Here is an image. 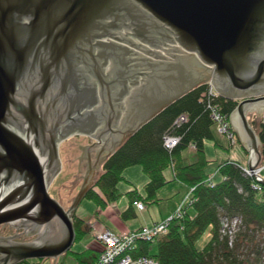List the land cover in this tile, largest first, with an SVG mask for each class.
Masks as SVG:
<instances>
[{
	"label": "water",
	"instance_id": "obj_1",
	"mask_svg": "<svg viewBox=\"0 0 264 264\" xmlns=\"http://www.w3.org/2000/svg\"><path fill=\"white\" fill-rule=\"evenodd\" d=\"M211 78L264 185V0H0V264L72 251L102 165Z\"/></svg>",
	"mask_w": 264,
	"mask_h": 264
},
{
	"label": "trees",
	"instance_id": "obj_2",
	"mask_svg": "<svg viewBox=\"0 0 264 264\" xmlns=\"http://www.w3.org/2000/svg\"><path fill=\"white\" fill-rule=\"evenodd\" d=\"M211 88L210 83H203L130 136L104 163L101 178L87 196L98 209L107 210L124 197L120 185L128 182L126 171L140 166L148 183L144 194L137 189L127 194L130 206L121 214L122 221L127 223L138 218L135 207L140 208L137 203L143 204L142 211L159 204L162 199L158 193L171 183L181 182L189 188L183 204L170 217L150 226L153 229L167 224V235L151 242L139 239L133 251L135 258L150 257L160 264H264L261 243L257 241V234H264V185L255 177L246 175L248 166L236 159L220 164L217 174L211 172L214 161L207 158L208 144L220 145V127L215 116L230 122L239 106V102L214 97ZM183 116L187 118L183 122L185 125L179 122L177 126ZM253 125L258 127L264 144V121ZM169 136L181 139L179 146L169 149L166 145ZM222 136L230 140L231 146L238 144V138L236 141L231 140L228 134ZM191 148L196 150L200 159L187 164L184 156ZM262 153L264 163V148ZM180 208L182 214L178 216ZM74 219L78 245L92 230L87 229L86 221L77 215ZM144 228L149 226L123 234ZM207 236L209 240L201 247ZM100 242L103 245L89 247L82 252L73 250L71 253L76 256L78 264H100L107 249V245L102 240ZM243 243L250 246L248 250L251 253L241 259ZM154 246L156 253H153Z\"/></svg>",
	"mask_w": 264,
	"mask_h": 264
},
{
	"label": "rangeland",
	"instance_id": "obj_3",
	"mask_svg": "<svg viewBox=\"0 0 264 264\" xmlns=\"http://www.w3.org/2000/svg\"><path fill=\"white\" fill-rule=\"evenodd\" d=\"M206 83L213 84L212 78L211 80H208ZM219 97L221 96L219 95ZM217 117L218 116H215L216 121L219 124H222L221 119ZM249 119L252 125L253 124L258 125L259 122L264 121V113L261 116H259L257 113H251L249 116ZM180 120H178V122L176 123L177 126H179ZM253 126L258 132V127L256 125H253ZM225 131L226 130L224 129H221L220 131H218L219 132L218 134L220 135V136L218 135V143L220 144L218 147L214 144V142H210L207 148V158L211 161H214L212 164L213 168L211 169V172L216 173V174H217L218 166L227 160L236 159V160L243 161L246 166L249 165L248 164L249 154L246 153L247 151L244 149L239 139H238V144L237 145L235 144L236 145L235 147L231 146L230 140L222 136L224 135ZM232 133L234 134V140L235 139L237 140L238 136L233 131V129H232ZM184 159L187 164H190V163H195L200 158H198V153L196 152V150L191 148L185 153ZM261 165L264 167L263 162ZM126 177L128 179V182H123L120 185V190L124 197H122L118 203L110 205L107 208V210L98 209L97 206L88 199H86L83 202V204L80 206L77 212V216L85 220L87 223L86 228L92 231L83 240V242H79L78 245H75V247L73 248L74 252H82L88 249L89 247H98L99 245H103V243L100 242V238L104 236L105 234L109 235V233H112V234L116 233V234L121 235L123 234V232H128L132 230L134 231L142 227H146V226L150 227V226L155 225L156 223H159L167 219L177 210L179 206L183 204L184 199L189 193V188L187 186H185L181 182L175 181L171 183L170 185H168L167 187H165L164 189H162L158 193L159 198L162 199L159 204L149 207L144 211L140 210L141 209L140 207H139L140 209L136 207L135 211H136V215L138 216V218L131 222L124 223L121 219V214L125 212L130 206L127 194L136 189L140 193L144 194L145 185L148 183V178L140 166L132 167L128 169L126 171ZM172 179H173V176L171 177V180ZM74 224H75V219H74ZM226 225L228 226V224ZM0 228H2V226ZM14 230L15 229H13V232L15 231L17 232L16 235L19 233L24 234L23 231L18 232L17 230L15 231ZM1 231L2 229H0V232ZM104 231H107V232L104 234L100 233ZM167 233L168 231L165 233V235H167ZM22 237L26 238L29 241L30 240L34 241L38 238V237L30 236L29 234H25ZM158 238H160V236ZM208 240H209V236L205 237L203 241L201 242L200 246L201 247L204 246ZM257 241L261 243V249L263 250L262 259L264 261V234L261 235L258 233ZM110 243L112 244L113 241H110ZM113 244L114 245L116 244L115 241ZM114 247L115 249L117 248V246H114ZM249 247L250 246L248 244L243 243L242 255L243 254L244 255L241 257V259H244V256H248L251 253V251L248 250ZM72 251H70L66 255H63L57 261L52 260V259H47V260H30L29 262L30 264H78L76 256L71 253ZM153 253H156V246H154L153 248Z\"/></svg>",
	"mask_w": 264,
	"mask_h": 264
},
{
	"label": "built area",
	"instance_id": "obj_4",
	"mask_svg": "<svg viewBox=\"0 0 264 264\" xmlns=\"http://www.w3.org/2000/svg\"><path fill=\"white\" fill-rule=\"evenodd\" d=\"M211 84V83H210ZM211 95L214 97H219V94L217 91H215V87L213 84H211ZM217 118L221 119L220 130L224 129L226 130L224 134H228L231 140L234 139V134L232 133V127L230 122H226L224 118H221L218 116ZM187 118L182 117L180 120V123L186 122ZM167 145L169 148L173 149L180 143V139L168 137L167 138ZM247 175L252 176V173L246 169L245 170ZM264 171V167H260L258 169V173L261 174ZM260 189V188H259ZM137 205L144 209L143 204L137 203ZM182 214V208L178 211V216H181ZM237 222V221H236ZM236 226L238 228V223H236ZM229 227V226H228ZM231 228V226H230ZM232 229V228H231ZM235 230V229H234ZM168 231V225L167 224H160L157 225L155 228H144L142 231L139 232H130V233H124L120 236L109 233V235L105 234L100 238L106 245L107 249L102 254L100 264H160L157 260L150 258V257H139L135 258L133 256V251L135 250L137 241L145 240V241H154L159 236L165 235V233ZM110 241H115V245L110 243ZM114 246H117L115 249Z\"/></svg>",
	"mask_w": 264,
	"mask_h": 264
},
{
	"label": "flooded vegetation",
	"instance_id": "obj_5",
	"mask_svg": "<svg viewBox=\"0 0 264 264\" xmlns=\"http://www.w3.org/2000/svg\"><path fill=\"white\" fill-rule=\"evenodd\" d=\"M0 229H2V231L0 232V236H4V237H10V236H16V231L15 232H13V229L10 227V226H7V227H4V226H2V228H0ZM17 235H22V234H17ZM17 241L18 242H22V243H27V242H32L33 240H27L26 238H24V237H20L19 239H17Z\"/></svg>",
	"mask_w": 264,
	"mask_h": 264
},
{
	"label": "bare ground",
	"instance_id": "obj_6",
	"mask_svg": "<svg viewBox=\"0 0 264 264\" xmlns=\"http://www.w3.org/2000/svg\"><path fill=\"white\" fill-rule=\"evenodd\" d=\"M159 117H160V116H159ZM185 117H186V116H185ZM188 119H189V118H188ZM230 123H231V121H230ZM183 124H184V123H183ZM184 125H185V124H184ZM186 126H187V125H186ZM184 127H185V126H184ZM174 134H175V133H174ZM177 136H178V135H177ZM167 138H168V137H167ZM167 138H166V140H167ZM177 139H178V138H177ZM180 140H181V139H180ZM236 141H237V140H236ZM166 145H167V141H166ZM177 146H179V145H177ZM177 146H176V147H177ZM167 147H168V145H167ZM168 148H169V147H168ZM174 148H175V147H174ZM174 148H173V149H174ZM169 149H171V148H169ZM246 175H247V174H246ZM194 188H195V187H194ZM192 189H193V188H192ZM140 202H141V201H140ZM133 203H134V202H133ZM144 204H145V203H144ZM135 208H136V207H135ZM137 210H138V209H137ZM149 228H150V227H149ZM48 230H49V229H46L45 232L48 231ZM139 230H140V229H139ZM139 230H138V231H139ZM141 230H142V229H141ZM49 233H50V232H49ZM51 233H53V235H54L53 237H55V238H56V236H58V235H57V232H55V231H54V232H51ZM143 243H144V242H143Z\"/></svg>",
	"mask_w": 264,
	"mask_h": 264
}]
</instances>
